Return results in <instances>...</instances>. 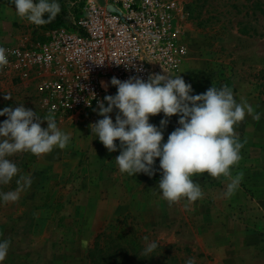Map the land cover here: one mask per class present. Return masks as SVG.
Wrapping results in <instances>:
<instances>
[{
  "label": "rangeland",
  "instance_id": "obj_1",
  "mask_svg": "<svg viewBox=\"0 0 264 264\" xmlns=\"http://www.w3.org/2000/svg\"><path fill=\"white\" fill-rule=\"evenodd\" d=\"M84 1L58 0L65 25L47 30L26 21L0 47L46 40L49 32L81 15ZM179 1L188 13V54L175 76L191 84L192 95L227 84L238 102L247 101L261 115L259 121L246 116L235 128L241 142L246 140L242 159L232 169L233 175L244 173L238 190L225 198L224 179L203 173L193 177L203 199L189 210L183 201L169 206L158 188L159 158L151 177L121 173L115 162L119 141L118 150L110 153L91 133L90 125L103 118L98 109L65 118L55 115L58 127L71 134L67 148L41 157L27 152L9 157L20 172L8 185H0V192L15 190L19 175L30 174L33 182L17 202L0 199V241H10L0 264H90L97 235L113 232L125 217L151 241L172 245L183 264L190 258L194 264H264V0ZM19 104L41 118L49 113L33 82L0 81V111ZM116 114L115 109L109 114L113 122ZM172 117L162 143L179 127V115ZM6 119L0 116V123ZM162 119L160 113L149 122L160 127Z\"/></svg>",
  "mask_w": 264,
  "mask_h": 264
},
{
  "label": "clouds",
  "instance_id": "obj_2",
  "mask_svg": "<svg viewBox=\"0 0 264 264\" xmlns=\"http://www.w3.org/2000/svg\"><path fill=\"white\" fill-rule=\"evenodd\" d=\"M11 3L21 20L36 26L52 22L61 12L58 0H11ZM8 53V49L0 47V71L9 63ZM101 83L107 88L104 82ZM111 85L117 92L97 101L98 115L103 118L91 124L90 129L110 153L118 150L116 141H119L120 154L115 162L121 173L129 176L144 173L151 177L159 158L162 176L158 188L162 199L169 206L183 201L185 210L204 197L200 183L193 179L203 173L212 179L222 177L226 182L224 197L234 195L244 173L240 171L233 175L232 169L239 165L246 143V140L241 142L235 128L246 116L255 121L261 119L251 104L238 102L227 84L221 87L213 84L205 93L192 95L191 84L180 75L169 73L150 74L147 81L137 76L125 81L112 77ZM93 96L95 98L94 93ZM11 98L5 95V99ZM114 109L117 110L115 122L109 115ZM160 113L165 119L157 127L149 119ZM174 115L180 117L179 127L168 135L167 142L162 143L163 129L168 118ZM0 116H7L0 123V185H8L20 172L9 157L24 152L41 157L54 148L63 150L70 143L71 134L58 127L51 111L41 118L36 111L19 104L14 109L5 107ZM44 121L46 128L41 127ZM32 182L30 174L19 175L16 189L0 192V199L5 204L17 202ZM143 239L148 241L147 236ZM9 247L10 241H0V262L6 258ZM157 247L155 241L148 242L143 254L148 256ZM186 264H194V260L190 258Z\"/></svg>",
  "mask_w": 264,
  "mask_h": 264
},
{
  "label": "built area",
  "instance_id": "obj_3",
  "mask_svg": "<svg viewBox=\"0 0 264 264\" xmlns=\"http://www.w3.org/2000/svg\"><path fill=\"white\" fill-rule=\"evenodd\" d=\"M187 19L179 0H85L81 15L46 40L8 47L0 81L33 82L44 108L61 118L98 109L117 92L112 77L176 75L188 54Z\"/></svg>",
  "mask_w": 264,
  "mask_h": 264
},
{
  "label": "trees",
  "instance_id": "obj_4",
  "mask_svg": "<svg viewBox=\"0 0 264 264\" xmlns=\"http://www.w3.org/2000/svg\"><path fill=\"white\" fill-rule=\"evenodd\" d=\"M46 18V17H45ZM66 24V18L59 13L50 23L42 25L43 29H54ZM264 88V71L261 73ZM17 185L15 184L14 187ZM130 217L119 220V226L113 232L100 233L96 237L94 246L90 249L88 259L90 264H183L182 260L173 252L172 245L157 242L158 247L145 256L146 242L144 233L136 230Z\"/></svg>",
  "mask_w": 264,
  "mask_h": 264
},
{
  "label": "crops",
  "instance_id": "obj_5",
  "mask_svg": "<svg viewBox=\"0 0 264 264\" xmlns=\"http://www.w3.org/2000/svg\"><path fill=\"white\" fill-rule=\"evenodd\" d=\"M15 10V5L11 3V0H0V41L11 38L19 32L18 25L26 22L16 15Z\"/></svg>",
  "mask_w": 264,
  "mask_h": 264
}]
</instances>
